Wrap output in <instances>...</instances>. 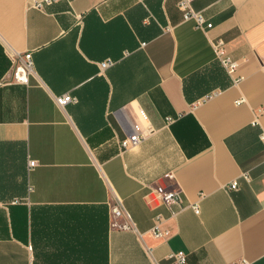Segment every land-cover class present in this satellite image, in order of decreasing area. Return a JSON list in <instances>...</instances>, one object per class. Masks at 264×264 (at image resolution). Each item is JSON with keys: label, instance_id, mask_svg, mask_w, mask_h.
<instances>
[{"label": "crops", "instance_id": "obj_1", "mask_svg": "<svg viewBox=\"0 0 264 264\" xmlns=\"http://www.w3.org/2000/svg\"><path fill=\"white\" fill-rule=\"evenodd\" d=\"M31 1L0 0V264H264V0H193L210 29L179 0Z\"/></svg>", "mask_w": 264, "mask_h": 264}, {"label": "built area", "instance_id": "obj_2", "mask_svg": "<svg viewBox=\"0 0 264 264\" xmlns=\"http://www.w3.org/2000/svg\"><path fill=\"white\" fill-rule=\"evenodd\" d=\"M60 0H32L30 6L37 9H44L47 6L55 4ZM193 0H179L178 7L183 12L184 19L186 20H193L196 23V26L200 29H210L212 28V24L207 23L204 16L193 10L192 8ZM215 48L217 51V55L219 60L221 61L224 68L227 72L232 76L234 82L237 83L240 81L241 76L238 75V63L233 60L226 50V44L223 40H217L215 42ZM13 61V80L18 83H28L29 75L33 72V59L31 53H25L23 55L17 54L12 58ZM114 61L107 60L105 62L100 63L101 70H105L106 68L112 66ZM208 96L207 98H209ZM77 100L73 98L71 95H63L56 97V103L61 108H64L71 102H76ZM244 102L243 99L239 100L237 103L240 104ZM256 124V122H254ZM144 136H141L139 133H135L131 135L129 138L124 139L121 142V146L124 150L134 148L137 146L142 140ZM260 140L264 143V130H262L260 134ZM30 167L33 168L37 165L36 161H30ZM243 178L247 181H250V176L245 173L243 174ZM238 182L234 181L229 186L228 189L230 190H237L238 189ZM158 196L160 197L161 201L166 204L167 206L172 205H181L182 204V197H181V190H172L168 191L165 187H159L156 190ZM195 213L199 214V207L195 204L192 206ZM111 217L112 218H122L125 217L127 220L130 219V216L125 212L122 203L119 199L111 206ZM123 229H130V224H125L121 226ZM168 235L167 231H161L160 228L154 230V236L158 239H163ZM172 264H189L187 256L184 252H177L171 254ZM233 264H252L246 259H242L238 262Z\"/></svg>", "mask_w": 264, "mask_h": 264}]
</instances>
